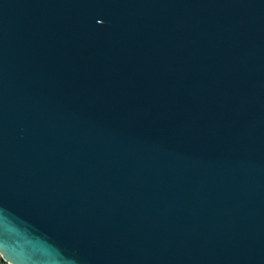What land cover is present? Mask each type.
I'll return each mask as SVG.
<instances>
[{
	"label": "water",
	"instance_id": "water-1",
	"mask_svg": "<svg viewBox=\"0 0 264 264\" xmlns=\"http://www.w3.org/2000/svg\"><path fill=\"white\" fill-rule=\"evenodd\" d=\"M7 264H264V0H0Z\"/></svg>",
	"mask_w": 264,
	"mask_h": 264
},
{
	"label": "built area",
	"instance_id": "built-area-1",
	"mask_svg": "<svg viewBox=\"0 0 264 264\" xmlns=\"http://www.w3.org/2000/svg\"><path fill=\"white\" fill-rule=\"evenodd\" d=\"M0 264H7V263L3 260V258H0Z\"/></svg>",
	"mask_w": 264,
	"mask_h": 264
},
{
	"label": "bare ground",
	"instance_id": "bare-ground-1",
	"mask_svg": "<svg viewBox=\"0 0 264 264\" xmlns=\"http://www.w3.org/2000/svg\"><path fill=\"white\" fill-rule=\"evenodd\" d=\"M0 258H2V257L0 256Z\"/></svg>",
	"mask_w": 264,
	"mask_h": 264
}]
</instances>
